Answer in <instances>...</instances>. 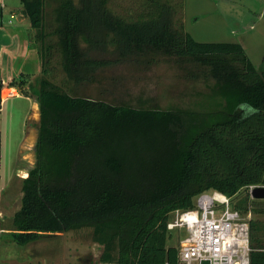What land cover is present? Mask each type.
<instances>
[{"label":"trees","instance_id":"trees-1","mask_svg":"<svg viewBox=\"0 0 264 264\" xmlns=\"http://www.w3.org/2000/svg\"><path fill=\"white\" fill-rule=\"evenodd\" d=\"M47 1L19 0L42 70L35 163L22 180L10 241L25 246L89 228L102 263L178 264L175 247L166 246L172 212L192 210L209 191L232 197L264 187V69L237 43L194 41L173 20L183 0H153L134 20L111 13L109 0H57L50 34L65 84L95 83L107 68L148 65L156 55L198 67L212 82L196 110L75 96L47 78L54 49L46 41ZM248 264H264L263 246L250 248Z\"/></svg>","mask_w":264,"mask_h":264},{"label":"rangeland","instance_id":"rangeland-1","mask_svg":"<svg viewBox=\"0 0 264 264\" xmlns=\"http://www.w3.org/2000/svg\"><path fill=\"white\" fill-rule=\"evenodd\" d=\"M73 1L78 4L79 0ZM151 1L153 0H109L107 8L114 15L126 20H134L137 18V13L146 8L149 9ZM216 1L221 3L220 0ZM227 3L241 16L243 22H246L248 17L255 22L259 14L264 12V0H228ZM56 4L57 0H48L45 8V31L48 34L46 41L54 48L50 64L47 66V78L53 84L75 96L101 98L114 105H128L134 108L196 110L206 106L204 105L208 102L206 99L211 95L208 86L212 82L203 81L198 67L179 64L162 55H156L153 62L148 65L129 63L114 65L101 71L95 83L80 86H73L68 82L65 84V76L59 64L60 57L55 46L56 38L50 34L53 30L51 12ZM0 5L6 6L2 18L5 24L10 15L9 12L15 13L18 8H22L19 0H0ZM248 9L253 15L248 16ZM182 13L177 8L173 20L176 22L182 20ZM190 14H192L190 24H193L192 28L195 27L198 31H201L200 26L203 22H208L209 15L212 19L214 16L217 18L215 12L208 10L198 23H194L195 12L192 11ZM227 22L233 25L236 23L230 18ZM204 39L210 40L208 37ZM31 41L39 46L35 37ZM104 57L111 58L109 55ZM260 66L261 63H256L257 70ZM191 73L194 76H190ZM197 74L200 76L198 77ZM31 79H26L29 81V90L26 93L28 98L33 96L32 92L37 91L38 87V79ZM18 81L15 85L20 87ZM21 95L6 100L0 113V189L2 187L12 191L13 210L20 206L19 196L22 194L23 176L35 163L34 148H29L27 152L22 151L21 147L28 145L26 141L29 135L37 136L38 134V125L35 121L29 119L25 123V116H28L32 109L30 103L24 98L25 93ZM25 156L28 159H25ZM20 170L24 171L20 172ZM214 193L209 191L205 194L215 196ZM225 198L229 201L230 207L237 210L240 217L248 223V249L257 245L264 247V200L252 199L250 190L245 188L236 195ZM170 218L173 219V215ZM0 229L2 232L0 234V264H113L100 261L103 248L93 242L92 230L89 228L45 236L25 246H18L10 241L7 233L13 228L9 215L4 217ZM167 236V246L176 248L183 240L184 232L175 229L168 231Z\"/></svg>","mask_w":264,"mask_h":264},{"label":"crops","instance_id":"crops-1","mask_svg":"<svg viewBox=\"0 0 264 264\" xmlns=\"http://www.w3.org/2000/svg\"><path fill=\"white\" fill-rule=\"evenodd\" d=\"M220 1L221 3H218L216 0H184L182 23L185 31L194 41L199 43H237L243 48L248 59L256 69V63H261V66L258 68L259 70L264 69V12L259 14V18L255 22H252L253 19L250 20L249 17L246 18V22H243L241 21V16L230 8L227 3L228 0ZM208 5L211 8H209ZM0 7L2 9L3 18V11L6 6L0 5ZM208 10L215 12L217 18L214 16L212 19V16L209 15L208 22H203L200 26L201 31H198L195 27L192 28L193 24H190V17L192 14L190 13L192 11L195 12L194 16L196 18L194 23H198ZM9 13L10 15L6 24L2 22V26L0 27V81L6 87L14 88L19 96L25 93L24 98L30 103L32 109L31 113L25 116V123L27 120L32 119L38 125L39 107L37 91L32 92L33 96L31 98H28V95H26L27 90H29V81H26V79H39L42 70L38 46L34 41L33 43L31 41V39L35 37V30L30 27L28 19L23 14L22 8H18L15 13ZM247 14L248 16L251 14L253 15L250 9L247 10ZM228 18L236 21L235 25L228 23ZM205 37H208L210 40H205ZM17 81L20 87L15 85ZM4 90L5 89H3V91ZM35 114L37 116L36 118ZM23 126L25 127V124ZM28 139H30L28 148L22 145V151L26 150L28 152L29 148L33 149L37 136L29 135ZM27 156L29 157V155ZM27 156L24 158L28 159ZM21 171L24 170H20V172ZM11 196V190L2 189L1 187L0 225L4 222V217L6 215L12 218L20 208V206H18V208L12 209L13 203H11ZM20 196L19 201L21 200ZM1 233L0 229V234Z\"/></svg>","mask_w":264,"mask_h":264},{"label":"built area","instance_id":"built-area-1","mask_svg":"<svg viewBox=\"0 0 264 264\" xmlns=\"http://www.w3.org/2000/svg\"><path fill=\"white\" fill-rule=\"evenodd\" d=\"M15 97H19L18 92L1 83L0 112L4 102ZM253 188L251 186L249 190ZM213 195L201 194L195 198L192 210L175 211L169 215L167 230L184 232L183 240L175 248L178 264H201L202 261L208 264H248V223L230 207L225 197Z\"/></svg>","mask_w":264,"mask_h":264},{"label":"water","instance_id":"water-1","mask_svg":"<svg viewBox=\"0 0 264 264\" xmlns=\"http://www.w3.org/2000/svg\"><path fill=\"white\" fill-rule=\"evenodd\" d=\"M250 196L255 200H264V187H254L250 191ZM201 264H208V262L202 261Z\"/></svg>","mask_w":264,"mask_h":264}]
</instances>
